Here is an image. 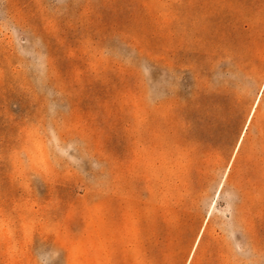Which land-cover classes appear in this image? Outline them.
I'll list each match as a JSON object with an SVG mask.
<instances>
[{
	"label": "rangeland",
	"instance_id": "rangeland-1",
	"mask_svg": "<svg viewBox=\"0 0 264 264\" xmlns=\"http://www.w3.org/2000/svg\"><path fill=\"white\" fill-rule=\"evenodd\" d=\"M0 264H264V0H0Z\"/></svg>",
	"mask_w": 264,
	"mask_h": 264
}]
</instances>
